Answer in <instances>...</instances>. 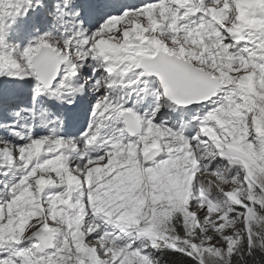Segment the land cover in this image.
<instances>
[{"label":"snow or ice","instance_id":"6c2138e0","mask_svg":"<svg viewBox=\"0 0 264 264\" xmlns=\"http://www.w3.org/2000/svg\"><path fill=\"white\" fill-rule=\"evenodd\" d=\"M0 264H264V0H0Z\"/></svg>","mask_w":264,"mask_h":264}]
</instances>
